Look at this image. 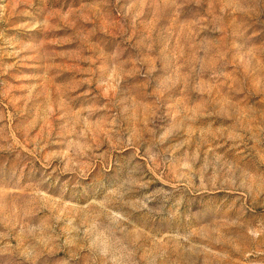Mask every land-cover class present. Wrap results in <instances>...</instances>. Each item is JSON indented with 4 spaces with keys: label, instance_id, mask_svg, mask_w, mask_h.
I'll list each match as a JSON object with an SVG mask.
<instances>
[{
    "label": "rangeland",
    "instance_id": "1",
    "mask_svg": "<svg viewBox=\"0 0 264 264\" xmlns=\"http://www.w3.org/2000/svg\"><path fill=\"white\" fill-rule=\"evenodd\" d=\"M0 264H264V0H0Z\"/></svg>",
    "mask_w": 264,
    "mask_h": 264
}]
</instances>
